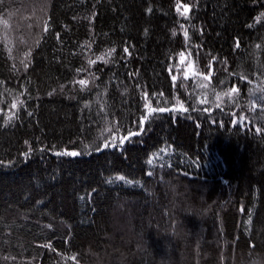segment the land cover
<instances>
[{
	"label": "trees",
	"instance_id": "trees-1",
	"mask_svg": "<svg viewBox=\"0 0 264 264\" xmlns=\"http://www.w3.org/2000/svg\"><path fill=\"white\" fill-rule=\"evenodd\" d=\"M0 264H264V0H0Z\"/></svg>",
	"mask_w": 264,
	"mask_h": 264
},
{
	"label": "snow or ice",
	"instance_id": "snow-or-ice-1",
	"mask_svg": "<svg viewBox=\"0 0 264 264\" xmlns=\"http://www.w3.org/2000/svg\"><path fill=\"white\" fill-rule=\"evenodd\" d=\"M179 8H180V5L178 4L177 5V10H179ZM185 12H187V7H185ZM185 36H187V32L185 31ZM81 85H83V84H85V81H80L79 82ZM232 91L233 92H235L236 91V89L234 88V89H232ZM152 111H156V109H152ZM159 111H165V109H163V108H161V109H159ZM9 119H11V118H9ZM145 119H147V117H145ZM69 155H78V153H68ZM149 163H151V161H149ZM118 179H124L123 177H118Z\"/></svg>",
	"mask_w": 264,
	"mask_h": 264
}]
</instances>
